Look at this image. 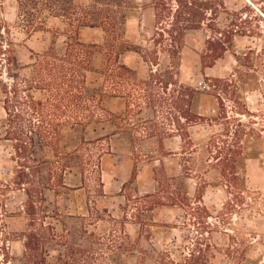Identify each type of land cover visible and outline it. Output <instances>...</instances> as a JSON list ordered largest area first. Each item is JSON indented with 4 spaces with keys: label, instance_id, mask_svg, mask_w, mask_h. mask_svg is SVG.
I'll return each instance as SVG.
<instances>
[{
    "label": "rangeland",
    "instance_id": "374dc122",
    "mask_svg": "<svg viewBox=\"0 0 264 264\" xmlns=\"http://www.w3.org/2000/svg\"><path fill=\"white\" fill-rule=\"evenodd\" d=\"M137 1L126 35L156 52L158 65L133 52L123 61L145 83L116 78V93L105 96L114 116L84 127H64L58 154L35 138L37 168L26 170L31 184L25 187L44 196L36 223L50 225L48 264H186L198 242L204 264H264V0H226V10L214 16L212 27L231 32L227 52L206 68L211 28L190 31L175 61L152 42L157 29L152 0ZM76 2L84 5L88 0ZM0 22L21 66L33 63L52 39L59 45L66 40L57 33L64 25L56 18L43 30L24 28L15 0H1ZM79 37L101 43L103 33L86 28ZM105 66V56L96 52L93 71L87 73L90 85L104 84L99 71ZM172 82L201 93L191 108L202 120L186 124L195 150L191 157L182 154L188 140L179 137L173 122ZM145 91L161 99L155 109L143 103ZM34 95L45 97L39 90ZM2 106L0 84V124L5 118ZM149 127L158 137L146 134ZM14 144L0 140V264H25L28 216L22 206L27 195L13 183L19 170ZM221 154L224 162H217ZM188 164L192 173H185ZM162 169L169 177L182 178L192 202L202 197L204 210L152 205L146 195L155 192L156 173ZM233 171L238 177L230 180ZM36 263L44 264L41 257Z\"/></svg>",
    "mask_w": 264,
    "mask_h": 264
},
{
    "label": "trees",
    "instance_id": "16d2710c",
    "mask_svg": "<svg viewBox=\"0 0 264 264\" xmlns=\"http://www.w3.org/2000/svg\"><path fill=\"white\" fill-rule=\"evenodd\" d=\"M15 1L17 19L28 31L43 30L49 19L56 18L64 25L62 31L57 29V33H61L66 39L60 45L57 38L52 39L48 48L36 54L33 63L21 66L12 42L3 37V25L0 22V84L2 107L5 111L4 122L0 124V140L15 142L13 149L18 157L19 170L13 183L23 186L27 195L22 206V212L28 216L27 229L23 232L25 264H37L40 257L44 264H48V246L53 239L52 236H47L50 225L43 222L37 227L36 223L37 209L43 204L44 196L42 191L25 187L31 184L26 170L37 168L33 158L35 138H38L41 145L52 148L58 154L59 137L64 127H84L114 116L107 108L105 96H114L116 93L114 87L119 83L116 78L121 79V82L137 79L145 83L137 71L123 61L124 56L130 52L136 53L153 66L158 65L155 63L157 54L151 48L136 45L127 38L128 16L137 7V0H88L84 5L78 4L76 0ZM225 2L226 0H152L157 28L152 38L153 44H161L169 57L176 61L184 47L186 35L192 30L208 26L214 34L207 40L204 59L208 61L204 62V67H212L217 60L224 58L231 33L212 27L214 16L220 10H226ZM86 28L100 29L103 33L102 42L89 43L81 40L79 32ZM96 52L106 58V66L99 71L104 79L101 86H92L87 81V73L93 71L92 61ZM180 67L179 63L176 76L180 74ZM153 70L151 68V73ZM4 77L6 82L1 80ZM172 84L176 88L170 93L171 107L177 112L173 115V122L176 123L179 137L184 141L188 140L189 148L182 147V154L191 157L195 150L186 124L190 126L202 120L200 113L193 112L191 108L201 93L180 82ZM35 90L43 92L45 97L36 99ZM145 92L143 103L155 109L161 99H157L149 91ZM147 129V135L158 137L154 134L157 130L150 127ZM163 133L170 135L169 131ZM216 159L217 162H224L225 157L221 154ZM184 170L185 173H192L193 168L188 164ZM236 177L238 172L233 171L229 179L235 180ZM155 181V192L146 195L152 199V205L181 206L184 210H194L197 213L204 210L202 197H195L196 201L192 202L181 177H169L162 169L156 173ZM192 204L197 206L192 207ZM202 251L198 242L186 264H204L200 261Z\"/></svg>",
    "mask_w": 264,
    "mask_h": 264
},
{
    "label": "crops",
    "instance_id": "0c3cea01",
    "mask_svg": "<svg viewBox=\"0 0 264 264\" xmlns=\"http://www.w3.org/2000/svg\"><path fill=\"white\" fill-rule=\"evenodd\" d=\"M91 29V28H90Z\"/></svg>",
    "mask_w": 264,
    "mask_h": 264
}]
</instances>
